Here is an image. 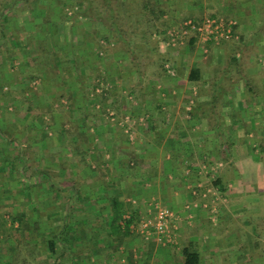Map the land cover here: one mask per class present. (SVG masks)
<instances>
[{
  "label": "crops",
  "instance_id": "obj_1",
  "mask_svg": "<svg viewBox=\"0 0 264 264\" xmlns=\"http://www.w3.org/2000/svg\"><path fill=\"white\" fill-rule=\"evenodd\" d=\"M29 1L0 0V7L8 10L9 15L15 16L19 25H24L27 30H30L29 22L33 18L31 17L32 11ZM44 1L41 2L44 3ZM221 1V6L217 3V6L213 4L214 7H210L212 4L206 0V8L212 13L205 16H201L198 5L193 6L195 3H192L193 10L182 13L189 15L184 17L182 21L200 20L206 17L232 19L237 22L233 35L222 40L207 42L200 40L197 36H192L185 43L196 38L194 44L200 43L199 45L203 46L202 53L206 55L210 52L211 47L217 50L221 49L222 45L230 46V44L235 43V47L239 48L236 46V42L243 39V36L245 42L240 47L242 51L246 47L264 45V34L262 33L264 32V0H252L253 3L249 2L251 0H228L227 3L226 0ZM46 6L48 7V5ZM46 6H41V8L47 9ZM44 8L41 10H45ZM75 9L78 10L80 7L76 5ZM21 11H25L26 20L19 16ZM179 13L176 12V16H179ZM167 16L165 14L163 17ZM1 21L3 23L4 18ZM2 23H0V28ZM7 40L9 41V39ZM237 52L234 55L229 53V58L232 56L230 61L238 64L233 66V63L229 62L223 66L221 75L213 80L211 87L208 80L203 79L204 83L207 82L208 87H210L207 88L208 90H203L205 95L208 94L203 103L195 104L193 102L199 94L197 87L199 80L191 81L186 76L188 85L191 87L189 91L192 92L189 101V103L192 101V104L190 103L186 109L193 107V112L189 109L187 117L182 115V120H178L181 109H178L179 107L176 109L175 105L167 106L172 111L170 116L164 112L168 103L166 105L160 103H156L155 106L151 105L153 109H157L159 114L165 117L163 118L165 122L163 121L162 125L168 129L172 128L164 133L168 134L167 138L163 135L157 136L155 140L149 142L148 148L144 149L136 147V142L132 140V136L129 134L125 140H118L117 138L107 140L109 146H106L108 151L106 153H108L107 156L110 159L108 161L111 166L104 174H111V180L114 182L104 184L99 178V183L96 181L94 186H86L87 188H85V181L82 187L78 189L82 195L78 201L83 202V204L76 206L78 211L77 222L89 223L92 221L103 232L96 233L98 228L94 229L93 244L88 248L85 243L86 237H82L85 232L83 227L82 232L77 237L80 241L77 245L78 248L72 247V250L78 256L93 255L94 258L91 260L89 258V261L80 260L81 262L77 259L76 264H184L183 249L185 247L199 251L201 255L200 264H226V262L227 264H245L248 259L245 257L248 254L245 250L246 247L253 249L256 247L259 251L258 246L261 244L258 242V223L264 221L262 219L264 216V211H262L264 208V56L259 54L254 58L249 55L242 59V52ZM33 56L35 54L32 51L26 53V50L22 48L12 49L8 55L10 65H8L7 71L4 67L3 69L0 67L1 79L5 76L9 79L13 78L15 73L19 72V66L20 71H26L27 75L32 74L34 76L37 70L33 68L35 65ZM250 62L251 67L246 68L244 65L250 64ZM22 63L25 65L24 67ZM66 63L69 64V61L66 60ZM44 76L46 75L44 74ZM35 78L41 80L39 77ZM84 87L85 84L81 85V82L74 81L73 84H69L65 88H69L71 91L76 90V93L73 94L79 96L85 90ZM4 88L9 87L4 85ZM183 110L185 111L184 107ZM166 116L171 117L167 124ZM158 119L154 117L151 128L159 125ZM132 120L127 119L128 122ZM126 124L128 123L126 122ZM171 132H176V134L179 132L180 134L174 137L175 135ZM198 134L203 135V137L200 138ZM197 137L200 139L197 140ZM76 138H73L71 142H76ZM99 139L100 136L95 135L93 142H98ZM51 141L47 137L44 148H41L38 143L39 139H33L32 143L35 150L45 154L42 159L45 161L44 164L42 166L37 164L39 168L36 167L35 162H32L33 159L28 157L27 163L33 165L34 171L38 168V170L42 169L53 175L52 167L55 164L51 161L48 162L47 154L57 152L61 146L63 147L69 142L61 141L54 147ZM103 141L105 142V140ZM225 142L232 145L230 150L226 145H221ZM131 143L134 146L128 150ZM2 145L5 146L3 140ZM207 145L208 150H211L210 153H207L205 149ZM6 146H8L6 149L9 150L11 145ZM62 147L61 150H65ZM133 149H136L135 153ZM76 152L79 151H74V153ZM11 153L6 152V154ZM94 153H98L95 148ZM28 155L30 156V152ZM0 156L4 157L5 152H0ZM22 162L16 167L12 176L4 173L5 169L0 165V185L2 187L12 188L15 192L18 186L23 187V181L28 180L29 184L25 185L31 190L32 185L37 182V178H41L40 175L37 177L32 175L34 173L31 170L26 171L24 159ZM204 163L209 166L213 165L211 167L205 165L206 170L214 169L208 171L207 175H204L205 178L202 175L203 168L200 167ZM216 164H218V168L214 167ZM88 168L90 170L83 172L60 168V172L58 171L60 174H58L60 176L65 174V177L66 174L75 176V173L82 176L88 174L103 177L102 172L94 168L92 170L90 165ZM184 173L188 179L183 182L184 187L183 185L180 186L188 189V195L184 194V189L182 191L177 185L176 189L172 186L174 183L171 184L172 180L179 179ZM165 174H167L166 178L164 177ZM1 176H5L6 179L4 177V181H2ZM52 178H48V182L44 181L47 188L50 181H53ZM41 180L43 179L41 178ZM60 180L61 183L67 182L62 177ZM122 180L125 183L130 181L135 185L131 187L123 184ZM217 180L218 183H216ZM6 181L9 182L6 183ZM136 185L138 186L137 189ZM14 192L13 195L16 196ZM132 193L135 197L133 196L134 198L131 199L128 196ZM166 193H170L168 202L165 198ZM45 197L49 196L45 195ZM112 198H118L120 202L126 205L128 211L124 214L125 219L135 215L136 219L128 228L129 231L125 233L114 234L109 229L110 219L104 209ZM85 200H89V202ZM90 200H92L91 203ZM154 200H161L169 204L173 201L170 206H173L182 218L178 223L176 242L173 244L161 243L156 237L148 238L140 233L137 228H133V225L138 227L142 218L155 212L153 207L158 204L155 205L156 201L153 202ZM121 224L125 230L123 221ZM261 239L264 241V235ZM226 250H229V256L224 258L228 254ZM222 254L224 259L221 258ZM99 256L100 259L97 258ZM225 260L227 261L224 262ZM0 264H4V262L0 261Z\"/></svg>",
  "mask_w": 264,
  "mask_h": 264
},
{
  "label": "rangeland",
  "instance_id": "obj_2",
  "mask_svg": "<svg viewBox=\"0 0 264 264\" xmlns=\"http://www.w3.org/2000/svg\"><path fill=\"white\" fill-rule=\"evenodd\" d=\"M72 1L77 2L76 5L80 7V10L84 9L83 4L79 3L78 0ZM160 1L168 16L163 17L162 20L159 22L157 21V23L155 22L156 24L154 23V30L153 28L150 29L151 25H149L145 20V10L142 9L144 1L116 0L114 3L118 13V23H120L124 32L127 33V40L130 41L129 52L125 50L114 51L113 49H110L104 54L101 51L100 44H106L102 41L101 36L106 33L109 38L113 40L112 38H114L115 35L112 31L109 32L107 29L108 27L106 28L109 24L110 14L107 8L102 4L101 0H92L93 5H98L96 6V9L99 12L96 11V13H100L97 16H95V14L93 15L96 17V21L93 20L90 13H84L77 17V19L75 17L67 19V28L65 29V33L60 37L61 39L59 41L62 42L67 40L74 44H83L81 51H76V58L80 63L84 62L82 63V67L84 66L83 76L85 79L81 85L85 84V90L79 96L73 94L76 93V90L71 91L69 88H65L66 86H69L68 82L63 84L59 83V85L47 81L44 82V78L40 76L41 73L37 71L34 73L32 78L30 77L32 74L27 75L26 71H20V66L18 68L19 72H16L8 83H4L0 79V130H2L5 124H17V126L13 129L16 130L19 128L18 130H27L26 133H28L27 135L29 136L28 137L26 133H22L20 138L21 141H31L29 145L25 142L24 147L20 143H15L9 146L10 149L8 150L6 149L8 146L2 145V137L0 135V152H5L4 157L0 156V165L5 169L4 173L6 172V174H11L12 176L16 167L23 163V159L26 165L28 162L29 152V157L33 159V163L35 162L41 166L44 164L45 161L42 159L45 154L35 150L32 143V137L38 132L37 129L32 130L33 127L47 129L48 131L46 132V137H48V140H52L51 142L54 147L61 141L65 140V142H69L68 144H64L63 147L61 146L62 148H65V150H61L60 147L57 152L52 154L49 152L50 155L47 154L48 162L51 161L55 164L52 167V172L56 183L61 182L59 175L60 168L64 170L68 168L70 170L73 169L74 171L77 170L78 172H83L85 170H90V168H88L90 165L92 170L94 168L103 173V177H95L88 174L82 176L77 173H75V176L69 174H66V177L65 174L64 176H61L67 180V182H65V186L66 188H69V190L64 191V193L70 198H68V203H62L61 201H63V195L58 197V194L56 193L51 195L52 197L50 198H52V200L50 199L49 201V197H45L41 192V187L45 184V180H41L40 177L37 178L38 183L36 182L32 185L33 187L31 190L27 185H25L29 184V181L25 180L23 181V187L21 185L18 186L17 191L15 190L14 192L12 188L8 189V191L13 190L12 192H14L16 196H13V193L11 194L10 191L8 195L1 193L0 248L3 249V255H7L6 250L8 248H10L9 250L13 248V250H15V247L18 245V254H20L19 259H23V257L28 256V264H41V262L45 260L46 264H73V262L77 259L79 262L84 260L89 261V258L90 260L91 258L93 259V255H77L74 257L73 262H68L65 259L66 257H59V259L56 260L57 257L51 256L46 250L45 241L43 243V240H46L47 238L46 236L52 234L54 231L53 229L45 230L43 233L38 231L26 232L25 236L27 239H36L41 241V243H31L32 245H28L27 247L25 244H18L26 240L23 239L24 236L23 238H20L19 231L16 230L18 223L12 227L10 214L26 216L28 218L27 220L30 221L33 219V209L38 207L40 214H44L43 219L47 221V224H50L49 228H51L52 221H54V218L52 217L58 216L62 221L66 218H63L64 215L66 216V213H68V205H71L74 206L75 209H70V213H68L69 217H67H71L73 221L77 222L76 216L78 211L76 206L83 204V202L78 201L81 195L78 189L82 187V184L86 181L84 184L85 188H87L88 186H94L96 181L99 183L100 179L104 184L114 182L111 180V174H104V172L108 171V168L111 166V163L108 161V153H106L108 152L106 146H109V142L107 143V140L110 138L125 140L129 135H131L132 140L136 142L135 146L139 149H144L148 148L149 142L151 140H155L157 136L163 135L167 138L168 134L164 133H166V130L169 131V129L172 128L168 129L162 125L164 121L163 118L165 117L159 114L157 109H153L151 105L155 106L156 103L166 105L168 103L166 105V111H164L168 114V116L172 114V111L169 110L167 106L175 105L176 109L179 107L178 109L181 110L179 111L180 119L178 120H182V115L187 117V115H189V109L193 112V107H190L188 110L186 109L190 103L192 104V101L189 103L192 96V92L189 91L191 87H189L187 82V77L189 78L188 75L191 70L197 69L200 71V80L197 83L199 94L195 100H193L195 104H198L204 102L203 100L208 94L205 95L203 90L212 86L213 80L221 75L223 66H226L229 62L233 63V66L238 64L230 61L232 56L229 58V53L234 55L238 53L237 51H240L243 54L242 59L249 55L254 58H256L255 56L259 54L264 56V45L258 47H246L245 50L242 51L240 47L245 42L244 36L243 39L236 42V46H239V48L235 47V43L230 44V46L222 45L221 49L217 50L211 47L210 52L207 55L202 53L203 46H200V43H185L184 45H180L176 48L166 45V43L162 42V39L158 34L151 33L149 30L155 32V30H162L168 25H177L184 20V17L189 16L182 13L193 10L192 8L196 4L198 5V11L201 12V16L208 15L212 12L209 9L207 10L205 3L206 0ZM221 2V0H209V4H212L210 7H214L213 4L217 6V3L221 6ZM227 2L228 0H226V3ZM249 2L253 3L254 1L251 0ZM192 3L195 4L192 6ZM68 12L70 15L72 10H69ZM176 12H180L179 16H176ZM25 14V11H21L19 16L25 19ZM94 25L96 26L95 31L93 30ZM262 33L264 34V32ZM55 39H57V37H55ZM224 46L225 48L228 46V49L226 50ZM130 51H132L131 54ZM26 53L28 52L26 51ZM82 54H84V56L81 57ZM67 58L64 59L65 64L66 60H68ZM85 61L91 64H86ZM163 63L165 68H163ZM251 65L252 64L250 62V64H245L244 66L247 68L251 67ZM35 77H39L41 80H38ZM203 79L208 80L210 87H208L209 85L207 82L204 83ZM4 84L9 88H4ZM30 98H32L31 102L29 101ZM150 101H152V103H149ZM73 103L79 107L80 112L72 111L71 107ZM29 105L32 107L31 110H28ZM183 107L185 108V111H182ZM168 116H166L167 119H165L166 124L169 122L168 120L171 119V117ZM154 117L159 118V125L157 124L155 128H151V123L153 122ZM128 118L133 120L128 122ZM126 122L128 124H126ZM130 124H132V126H130ZM48 126H50L51 129ZM183 129H186V127H183ZM171 134L176 137L180 133L178 132L176 134V132H171ZM95 135L100 136V141L94 143L93 139L95 138ZM198 136L200 138L203 137V135L200 136V134H198ZM39 137H41V134H37L35 136V138L40 139ZM75 137H77V141L74 143L71 142ZM200 138L197 137V140ZM103 140H105V142ZM133 146L134 144L131 143L130 146H128V150H131V147ZM112 147L113 145L111 148ZM94 148L95 150H98V153H94ZM175 148H177V146H175ZM205 149L207 153L211 152V150H208V145ZM135 150L136 149H133L134 153L136 152ZM179 150L182 151L181 149ZM8 151L15 154V156H13L12 153L6 154ZM74 151L79 152L74 153ZM205 165L208 167L213 166H209L205 163L200 166L203 168V178H205L204 175H207L208 171L210 172V170H214L212 168L206 170ZM214 167L218 168V164ZM184 174L182 175L183 177L180 176L179 179L176 178L175 181L172 180L171 184L174 183L172 185L174 188L178 186V188L182 191L184 189V194L188 195V189L183 188V182L188 179L186 174ZM212 176L214 177V174H212ZM4 177L5 176H1L2 181H4ZM8 182L9 181H6V183ZM122 183L131 187H134L133 185H135L130 181L125 183L124 180H122ZM180 185H183V187ZM135 187L136 189L138 188L137 185ZM133 196L134 195L132 193L128 197L132 199L135 197ZM165 198L168 202L170 199V193H166ZM85 201L89 202V200ZM91 201L92 200H90V203ZM155 201L156 200L153 202ZM167 202H162L160 200L156 201L155 205L158 204L160 206H168L175 211L173 206H170V204H173V201H171L170 204ZM61 203L67 205L63 207ZM55 205H57L58 208H56ZM262 211H264V208H262ZM262 219L264 220V216ZM68 222L71 221L68 219ZM78 224L81 223L78 222ZM82 224L78 225L77 232L70 235V240L72 241L71 246L74 248H78L77 245L80 241H78L79 239L77 237L78 234L82 232L85 223L83 225ZM258 224V242L261 244L262 249L261 246H258L259 251L256 247H254V249L246 247L247 249L245 250L248 254L245 257L248 259L245 264H264V241L261 239L264 235V221ZM95 228H98L96 233L103 232L99 229V226L96 227L92 221L86 223V227L84 226L85 232L82 237H86L85 243L88 248L93 244L92 236L93 233H95ZM6 236H10L11 241H13V244H16V246L10 247L12 243L11 245L10 243H6ZM153 237H156V239L159 240L156 234L153 235ZM159 242L161 241L159 240ZM67 251L68 254L71 253V250ZM2 252L0 251V254ZM226 252H228V254H226L224 258L229 256V250H226ZM2 258L3 257L0 255V259ZM97 258L100 259V256ZM221 258H223V254ZM226 261L227 260L224 262ZM7 262L10 264L8 260ZM18 263L20 264V261Z\"/></svg>",
  "mask_w": 264,
  "mask_h": 264
},
{
  "label": "trees",
  "instance_id": "obj_3",
  "mask_svg": "<svg viewBox=\"0 0 264 264\" xmlns=\"http://www.w3.org/2000/svg\"><path fill=\"white\" fill-rule=\"evenodd\" d=\"M41 1L42 0H30L29 1L30 2L29 5L32 11L31 17L33 18V20L29 22L30 30H27L24 27V25H19L18 20L16 19L15 16L13 17L9 15L10 12L8 10H5V8L0 7V13H1L0 23H2L1 19L4 18V22L1 24L2 27L0 28V42H1L0 44V67L2 69L4 67L7 71L8 65H10V60H9L10 57H8V55L12 52V49L22 48L23 50H26L27 52L32 51L35 54V56H33L34 63H35L33 68L41 73L40 76L44 78V82L47 81V82L58 84V85L59 83L63 84L66 82H68L69 84H73L74 81L75 82L79 81L83 83L85 77L82 75V72L84 71L83 70L84 66L82 67V63L84 62L82 63L79 62V60L76 58L77 54L75 50L77 49L81 51V49L83 48V44L82 43L74 44L67 40L60 42L59 40L61 39L60 37L65 33V26L67 25L68 18L75 17L77 19V17H79L80 15L84 13H90V15L93 17V20H95L96 18L95 16L100 14V13H96V11H98L96 9V6L98 5H93L92 0H78L79 3L83 4L84 9L77 10L75 9L76 3H77L76 1L73 2L72 0H53V1L45 0L44 3H42ZM142 1H144V3L142 4V7H143L142 9L145 10L144 11L145 20L149 25H151L150 29L153 28L154 30L155 29L154 23L155 22L157 23V21L159 22L160 20H162L163 16L166 14V11L163 9V6L161 5L160 0H142ZM101 2L104 5V7L107 8L110 14L109 22H108L109 24L108 26H106V28L108 27L107 29L109 30V32L112 31L115 34L114 38H112L113 40H111V38H109V36L106 33H104L101 36L102 41L106 43L105 45L100 44L101 51L104 54L107 53L110 49H113L114 51L125 50L129 52L130 41L127 40V33L124 32V30L121 28L120 23H118V20H119L117 18L118 13H117V10L114 4L116 0H101ZM46 5H48V7ZM41 6H46L47 9L43 7L45 10H41L43 9L41 8ZM66 8L68 9L66 10ZM69 10H72L70 15L68 12ZM94 14L95 16H93ZM24 18L27 19V16H24ZM172 27L173 26L168 25L162 30L157 29L155 30V32H152V30H149V31L151 33L158 34L159 37L162 39V42L165 43L168 41L167 31L171 29ZM95 28L96 26L94 25L93 26L94 31H95ZM55 37H57V39H55ZM7 39H9V41ZM195 39L196 38H194V40H191L189 43L194 44L196 42ZM131 53L132 51H130V54ZM82 56H84V54H82L81 57ZM65 58L68 59L69 64L68 63L65 64V60H64ZM86 64H91V63L86 62ZM22 66L24 67L25 65L22 64ZM85 68H86V65H85ZM163 68H165L164 63H163ZM44 74L46 76H44ZM30 77L33 78L32 75ZM10 79L9 77L7 78V76H5L4 78L1 79V81H3L4 83H8ZM189 80L195 81V82L200 80V71L197 69L191 70L189 74ZM31 100L32 98H30L29 101L31 102ZM71 108L73 112H77V111L80 112L79 107H77L74 103L72 104ZM31 109L32 107L31 105H29L28 110H31ZM15 126H17V124L16 125L15 124L14 125L5 124L2 130H0L1 131L0 135L3 140V144L12 145L15 143L16 144L20 143L24 147L25 142H26V144L29 145L31 142L30 140L24 142V141H21L20 139L22 133H26L27 130H24V131L18 130L19 128L14 130L13 128ZM48 127L50 128V126ZM35 129H37L38 131L37 134H41V137H39L40 139L38 143L40 144L41 148H44L45 141L47 139L46 132L48 130L45 128L44 130L41 127L32 128V130H35ZM27 134L28 133H26V135ZM37 134H35L32 137V139H35V136ZM221 145L223 146L226 145L228 150H230L232 146L230 143H226V142L224 144L221 143ZM12 155L15 156L13 153ZM138 163H141V162L138 161ZM25 166L27 167L25 168L26 171H29V170L33 171L34 174L32 175H35L36 177L40 175L43 181L45 180L48 182L49 181L48 178L50 179L53 177L52 174H48L42 169L38 170L39 167L37 166V164H36V167L38 168H36L35 171L33 170L34 168L33 165H28V163H26ZM136 174L139 175L137 172ZM166 175L167 174H165L164 176L165 178H166ZM218 182L219 181L217 180L216 183ZM41 188H42V194L44 196L47 195L50 197L51 195L55 193L58 194V197L63 195V201H61L62 203H66L70 199L69 196L65 195L64 193V191L69 190V188H66L65 182L56 183L55 179L53 178V181L52 182L50 181L48 188L45 185H43V187ZM9 191L11 194L13 193L11 190ZM9 191L6 187H2V185H0V194L3 193V194L8 195ZM50 199L52 200V198H49V201ZM66 205L67 204H62L63 207H65ZM55 207L58 208L57 205H55ZM70 209H75V208L74 206L68 205L67 207L68 213H70L69 212ZM129 210L131 211L130 208ZM33 211H34L32 213L33 219H31L32 221L31 220L28 221L27 220L28 218L26 216L10 214V218H11L10 220H11L12 227L16 223H18V226H16V230L19 231L20 238L21 237L23 238L24 236L23 239L26 240L18 244H25L27 247L28 245H32L31 243H34V244H38L39 242L41 243V241H38L36 239H27V237L25 236L26 232L38 231L40 233H43V231L45 230L53 229L54 231L52 232V234H49L48 236H46L47 237L46 240L42 239L43 243L45 241L46 250L49 252L51 256L57 257L56 260H58L59 257H66L65 259L68 262H73L74 257L77 256L78 254H76L75 251L72 250V246H71L72 241L70 240V235L72 233L77 232L78 225H81L82 223L78 224V222L73 221L71 217L68 218L69 216L67 217V215L66 216L64 215L63 218L65 217L66 218L63 219L62 221L60 217L54 216L52 217L54 218L53 219L54 221H52V226L51 228H49L50 224H47L46 223L47 221L43 219L44 214L43 215L40 214L38 207L34 208ZM127 211L128 209L126 205L123 202H120L118 198H112L106 204L104 212L110 219L108 226H109V229L114 234L115 233H125L129 231L128 228L136 219L135 215H131L130 218L125 219L124 214ZM68 219L71 222H68ZM121 221H123L124 223L123 226L125 227V230H123ZM85 223H88V222H85ZM84 226L86 227V224ZM5 241L6 243H10V245L12 243L10 247L16 246V244L14 245L13 244L14 242L11 241L10 236H6ZM9 249L10 248L6 250L7 255H3V252H2L3 249L0 248V251L2 252L0 255L3 257L2 259H0V261L4 262V264L6 263L8 264L7 260L9 261L10 264H19L18 263L19 261H20V264L29 263L28 256L23 257V259L21 258L19 259L20 254H18V249H19L18 245L15 247V250H13L14 248L11 250ZM67 250H71V253L68 254ZM183 256H184V264H200L201 255L199 251L196 249L185 247L183 249ZM45 261H42L41 264H46ZM76 263H77L76 261L73 262V264H76Z\"/></svg>",
  "mask_w": 264,
  "mask_h": 264
},
{
  "label": "built area",
  "instance_id": "obj_4",
  "mask_svg": "<svg viewBox=\"0 0 264 264\" xmlns=\"http://www.w3.org/2000/svg\"><path fill=\"white\" fill-rule=\"evenodd\" d=\"M236 24L237 22L232 19L213 17L182 21L167 31L168 41L165 43L176 48L185 44L192 36H197L204 42L222 40L233 35ZM154 209V213L142 218L138 227L133 225V228H137L148 238L156 234L161 243H175L178 223L182 218L168 206L156 205Z\"/></svg>",
  "mask_w": 264,
  "mask_h": 264
}]
</instances>
